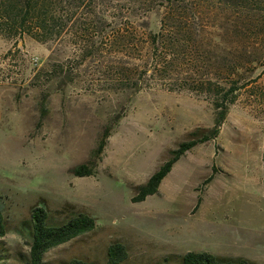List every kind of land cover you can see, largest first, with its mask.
Here are the masks:
<instances>
[{"label": "rangeland", "instance_id": "1", "mask_svg": "<svg viewBox=\"0 0 264 264\" xmlns=\"http://www.w3.org/2000/svg\"><path fill=\"white\" fill-rule=\"evenodd\" d=\"M50 8L60 20L45 42L27 26L8 29L0 13V262L26 264L30 210L40 204L53 222L76 213L96 221L42 264H103L113 242L127 249L123 264L171 256L177 264L188 252L264 264V0H51ZM171 14L180 40L193 44L159 80L148 49L160 28L171 33ZM120 37L128 43L111 44ZM231 88L218 137L187 152L157 194L132 203L133 188L170 151L213 127L215 103ZM108 126L95 175L74 177Z\"/></svg>", "mask_w": 264, "mask_h": 264}, {"label": "trees", "instance_id": "2", "mask_svg": "<svg viewBox=\"0 0 264 264\" xmlns=\"http://www.w3.org/2000/svg\"><path fill=\"white\" fill-rule=\"evenodd\" d=\"M50 7L51 0H3L2 7L0 6V13L3 14V21L6 23L8 29H12L14 26L23 29L27 26L29 30H33V33L37 34L33 35L35 40L38 42H45L47 35L59 26L58 22L60 20L52 14ZM167 20L171 23V33H164L163 28H160L156 34H152L148 49L152 60L151 69L148 71L151 77H158L159 80H164V77L170 72L173 62H175L180 52L187 50V48H185L187 45L185 44L188 43L190 46L193 44V40H191L190 37L189 41L186 42L180 40L177 30L181 25L174 14H171V17H168ZM88 32L89 29L87 27L84 29V33L88 36ZM28 34H32L31 31H29ZM117 42H120V44L128 43L125 41V37H120L119 41L114 40L111 44H117ZM183 45L185 47H182ZM233 92L234 89H229L216 101V116L214 125L211 129L197 130L190 133V139L180 143L175 150L170 151V158L165 161L144 184L133 188L134 196L131 199L132 203L143 202L148 196L157 194L161 182L171 172L173 166L185 156L187 152L198 145H203L218 137L220 127L228 111L226 100ZM110 132V126L104 129L88 163L81 164L70 171L74 177L85 178L95 175L97 164L107 146ZM212 171L215 172V169L213 168ZM212 178L213 175L207 178L204 184H208ZM28 226L30 244L29 257L26 264H42L43 257L47 252L92 232L96 228V221L86 214L76 213L64 219L61 223L57 221L53 222L46 208L38 204L33 206L30 210ZM6 232L5 220L0 211V239L6 235ZM127 258L128 252L126 247L120 242H113L107 247L106 261L103 264H123ZM171 258L173 257L171 256L169 259H165L163 264H169ZM176 258L175 261H177V264H255L243 258H222L207 253L194 252H188ZM0 264L2 263L0 262ZM67 264L97 263H88L83 260L73 259Z\"/></svg>", "mask_w": 264, "mask_h": 264}]
</instances>
